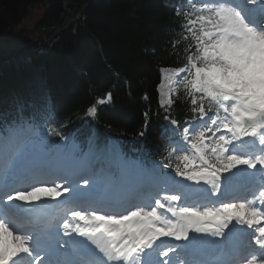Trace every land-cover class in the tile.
<instances>
[{
  "label": "snow or ice",
  "instance_id": "1",
  "mask_svg": "<svg viewBox=\"0 0 264 264\" xmlns=\"http://www.w3.org/2000/svg\"><path fill=\"white\" fill-rule=\"evenodd\" d=\"M175 15L160 160L111 153L117 177L68 158L50 106L0 112V264H264V0H180ZM247 170L260 182L233 195Z\"/></svg>",
  "mask_w": 264,
  "mask_h": 264
},
{
  "label": "trees",
  "instance_id": "2",
  "mask_svg": "<svg viewBox=\"0 0 264 264\" xmlns=\"http://www.w3.org/2000/svg\"><path fill=\"white\" fill-rule=\"evenodd\" d=\"M178 3L0 0V112H14L23 104L29 114L47 105L54 122L47 126L59 128L64 137H73L84 148L94 135L98 143L117 140L134 158L160 160L168 140L157 86L161 68L181 66L176 56L169 55L181 23L175 15ZM36 10H43V16L33 29L13 31ZM78 11L80 18L47 44L48 37ZM8 34L22 35L29 47L12 48L5 41ZM30 48L32 54L25 57L23 52ZM19 54L24 55L18 58ZM41 77L45 86L38 88ZM109 92L111 100L98 103ZM92 105L97 112L89 116ZM186 108L178 100L173 117L184 121L189 115Z\"/></svg>",
  "mask_w": 264,
  "mask_h": 264
},
{
  "label": "rangeland",
  "instance_id": "3",
  "mask_svg": "<svg viewBox=\"0 0 264 264\" xmlns=\"http://www.w3.org/2000/svg\"><path fill=\"white\" fill-rule=\"evenodd\" d=\"M42 14H43V10H36L35 14H34V16L32 18L27 20L25 23L23 22L22 24H19L18 28L16 30H13V31H15V32L16 31H21V30L22 31L23 30L27 31L28 28H32V26H34L35 24H38L37 22H39L40 19L42 18V16H43ZM78 18H80V17H78ZM69 26H70V24H69ZM60 27H58L48 37L47 42H46L47 44L60 31L65 30V29H63V30L59 31L58 29ZM15 32H11L10 34L15 33ZM53 34H54V36H53ZM5 41H7L12 48H19L20 46H21V48L22 47H29L27 44L24 43L25 42V37L23 38L22 35L12 36V35L8 34L5 37ZM4 45H6V44H4ZM7 47H8V45H7ZM38 47L39 46H36L34 49L30 48L28 51L23 52V53H25V55L24 54H19L18 58H21L23 55L25 57L27 56L29 58L30 54H32V52H36ZM32 49H33V51L30 52ZM160 77H161V71H160ZM44 86H45V80H44L43 77H41V80L37 82L36 87L43 88ZM159 100H160V95H159V92H158V104H159ZM159 107H160V104H159ZM160 109L164 112V110L161 107H160ZM67 138H68V142H67L66 147L64 148V152L68 155V157H73V156L82 157V156H84L85 153H88L87 158L95 163V166H97V169H103L105 172L107 170H110L111 173H115V175L117 177H119L120 173L116 169L109 167V164H108V158H109V155L111 153L119 152L126 159H132V160L140 159V158H134V157H132V155H127L126 153H124V151L122 150V147H121L122 145L120 144V142H118L117 140L112 139V138H108L107 140L102 141L101 143H98V142L95 141V136L93 135L91 137L92 138V143L89 144V146H87L86 148H83L78 141L73 139V137H67ZM73 142H75V144L77 145L76 148H73ZM242 174H243V172H241V175ZM237 175H238V173H237ZM178 179H180V178H178ZM193 196H195V195H193ZM193 196H191V197H193Z\"/></svg>",
  "mask_w": 264,
  "mask_h": 264
},
{
  "label": "bare ground",
  "instance_id": "4",
  "mask_svg": "<svg viewBox=\"0 0 264 264\" xmlns=\"http://www.w3.org/2000/svg\"><path fill=\"white\" fill-rule=\"evenodd\" d=\"M69 159H71L72 157H68ZM256 173V172H255ZM258 173V176H256V177H260V173L259 172H257ZM242 177H243V179H244V181H245V183L246 182H248L249 180H250V177H255V175H254V173H252V171H250V170H248L246 173H244L243 175H242ZM236 181L234 180V183H235ZM246 185H247V183H246ZM246 185H243V186H240L239 188L240 189H243ZM237 191V189H234V191H233V193L234 192H236ZM118 193H123V192H121V191H118L117 193H116V195H120V194H118ZM192 198V197H191ZM37 203H39V202H37ZM54 204V203H53ZM55 205V204H54ZM56 206V205H55ZM170 239V238H169ZM177 243H179V242H177ZM190 247H192V246H190ZM194 256V255H193ZM191 256H189L188 257V259L190 258Z\"/></svg>",
  "mask_w": 264,
  "mask_h": 264
},
{
  "label": "water",
  "instance_id": "5",
  "mask_svg": "<svg viewBox=\"0 0 264 264\" xmlns=\"http://www.w3.org/2000/svg\"><path fill=\"white\" fill-rule=\"evenodd\" d=\"M80 16H81V11H78V12L74 15V17L68 19L67 22H65V23H64V24H63L58 30L60 31V30L66 29V28L69 26V24H72L73 22H75L76 19H77L78 17H80ZM53 36H54V34H53Z\"/></svg>",
  "mask_w": 264,
  "mask_h": 264
}]
</instances>
